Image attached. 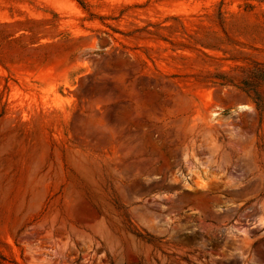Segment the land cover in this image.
Returning a JSON list of instances; mask_svg holds the SVG:
<instances>
[{
    "label": "rangeland",
    "instance_id": "1",
    "mask_svg": "<svg viewBox=\"0 0 264 264\" xmlns=\"http://www.w3.org/2000/svg\"><path fill=\"white\" fill-rule=\"evenodd\" d=\"M264 0H0V264H264Z\"/></svg>",
    "mask_w": 264,
    "mask_h": 264
},
{
    "label": "trees",
    "instance_id": "2",
    "mask_svg": "<svg viewBox=\"0 0 264 264\" xmlns=\"http://www.w3.org/2000/svg\"><path fill=\"white\" fill-rule=\"evenodd\" d=\"M257 74L259 75L261 80H264V70H260V69L255 70V75Z\"/></svg>",
    "mask_w": 264,
    "mask_h": 264
}]
</instances>
